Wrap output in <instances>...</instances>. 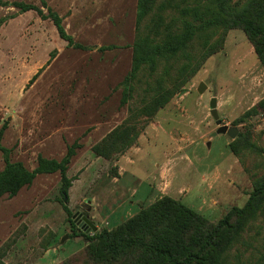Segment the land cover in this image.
Instances as JSON below:
<instances>
[{
    "label": "rangeland",
    "instance_id": "1",
    "mask_svg": "<svg viewBox=\"0 0 264 264\" xmlns=\"http://www.w3.org/2000/svg\"><path fill=\"white\" fill-rule=\"evenodd\" d=\"M1 1L8 5L0 6V130L5 126L0 142L11 151V161L32 171L39 156L60 160L74 143L80 145L76 155L96 157L92 147L116 128L127 125L138 131L132 147L89 168L85 193L64 200L78 228L79 216L88 215L99 230L111 229L162 196L179 199L211 222L231 207L246 204L254 178L264 173V156L248 151L234 156L229 137H211L217 126L209 113V102L216 98L221 125L238 128L264 148V112H251L264 99V69L243 31H227L222 48L203 62L183 93L148 118L140 111L153 94L143 79L133 83L132 97L122 104V82L131 70L136 36L137 0ZM42 1L62 18L76 43L93 50L68 47L49 19L11 7L23 2L46 13ZM104 46L114 48L99 52ZM196 48L193 45L192 55L198 53ZM201 83L206 88L199 93ZM155 164V181L146 184L154 201L136 204L143 197L131 196L140 184L134 178L142 180L155 171ZM3 167L0 152V171ZM59 188L57 173L42 174L15 197L0 198V258L5 264H39L50 247L59 249L55 257L64 261L87 246L82 237H71ZM119 199L130 203L118 212L117 220L105 221L110 204ZM66 235L71 238L61 243ZM243 238L237 264L264 256V218L252 223Z\"/></svg>",
    "mask_w": 264,
    "mask_h": 264
},
{
    "label": "trees",
    "instance_id": "2",
    "mask_svg": "<svg viewBox=\"0 0 264 264\" xmlns=\"http://www.w3.org/2000/svg\"><path fill=\"white\" fill-rule=\"evenodd\" d=\"M7 5L0 0V6ZM11 7L20 13L34 11L49 19L68 47L93 50V47L76 43L67 34L62 18L45 1L42 8L46 13L23 2H14ZM235 29L244 32L264 69V0H246L239 5L233 4V0H137L136 36L131 46V70L122 82V104L132 97L133 83L143 79L153 95L140 113L153 117L172 97L183 93L185 83L203 62L222 48L225 33ZM195 44L200 49L196 48L198 53L192 55ZM112 48L104 46L98 51ZM178 61L181 63L175 67ZM258 110L264 112V99L251 112ZM3 129L5 126L0 130V141ZM137 137L138 131L125 125L93 146L92 152L96 157L112 159L132 147ZM79 148L77 143L72 144L60 160L39 156L36 167L30 171L21 162L11 161V151L0 142L4 162L0 171V198L15 197L22 188L29 187L37 175H59V203L71 224V237H82L87 243L60 264H234L233 260L237 264L241 258L240 246L245 244L244 233L252 223L264 218L263 173L254 178L246 204L231 207L217 222L209 221L179 199L162 196L117 226L87 234L73 223L72 213L65 203L71 186L67 171ZM229 148L236 157L246 151L264 156V148L252 142L247 133L239 132ZM0 264H5L1 258ZM251 264H264V256Z\"/></svg>",
    "mask_w": 264,
    "mask_h": 264
},
{
    "label": "crops",
    "instance_id": "3",
    "mask_svg": "<svg viewBox=\"0 0 264 264\" xmlns=\"http://www.w3.org/2000/svg\"><path fill=\"white\" fill-rule=\"evenodd\" d=\"M89 152H91V151H89ZM100 160H103V161H100ZM121 160L122 159H120L118 161V164L122 163ZM102 162H105V161H104V159H102L100 157H88V154L83 155L81 152L78 153V155H75V158L71 163L72 168L70 167L67 171V178L71 179V186L68 189V196H71V195L77 196V195H80L82 193H85L86 188H87V182L91 179L90 175H87L86 172H88L89 168H91V167L96 168L97 165L104 164ZM73 168H74V171H71V169H73ZM120 168H122V167L120 166ZM83 169H84L83 173L80 174V176H78L77 179L72 180V178L76 175V172L83 170ZM154 169H155V171H153V172L148 171L143 176V179L140 181H139V179L134 178V181L140 182V184H138V190L135 189L131 196L137 197L140 195V198L143 197V200L140 202L139 201L135 202L136 204L144 202V204L146 203V205H148L154 201L153 197H152L153 195L149 193L147 185H146L147 182H150V181L152 183H154L155 178L153 177V175L155 176L158 173V171H156L157 170L156 164L154 166ZM118 176L121 178L122 175L120 173H118ZM114 179L116 180V178H114ZM88 188H87V190H88ZM123 191H126V190H123ZM139 191H140V193H138ZM89 192L90 193L93 192L92 188L89 189ZM178 192H180V191H178ZM90 195L92 198V203L94 205H97V203L95 201L96 196L94 194H90ZM120 200L121 199H119L118 202L113 200V202H112L113 204H110L109 209L106 211L105 221L108 219L109 220H117L118 214H119L118 212H120L122 209L126 208V205L128 203H130V201L126 202L125 200H122V201H120ZM131 205H135L134 202H131ZM91 210L93 211V210H95V208H91ZM95 227L97 230H99V227H97L96 225H95ZM57 250H59V249L52 248V247H50L48 250H46L44 255L39 259V264H40L41 260H45L44 264H56L59 261H61L55 257V255L58 254V252H59V251L57 252Z\"/></svg>",
    "mask_w": 264,
    "mask_h": 264
},
{
    "label": "water",
    "instance_id": "4",
    "mask_svg": "<svg viewBox=\"0 0 264 264\" xmlns=\"http://www.w3.org/2000/svg\"><path fill=\"white\" fill-rule=\"evenodd\" d=\"M205 88L206 86L201 83L198 89L199 93H202L205 90ZM216 105H217L216 98H212L209 102V113L214 119L217 129L214 133L211 134V137H215L216 135H226L231 140H234L239 134L238 128L221 125V121L217 113ZM207 146H209V142H207ZM74 218L75 216H73V219ZM79 219H80V223L78 226L80 229H82L86 233H95L97 231L95 225L90 221L88 215H81L79 216ZM66 239H68L67 235L64 236L61 243H63L64 240Z\"/></svg>",
    "mask_w": 264,
    "mask_h": 264
}]
</instances>
